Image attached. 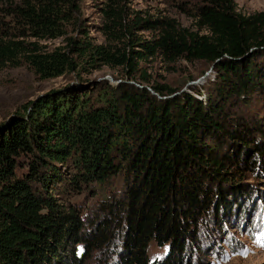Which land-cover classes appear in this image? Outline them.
Wrapping results in <instances>:
<instances>
[{
	"label": "trees",
	"instance_id": "16d2710c",
	"mask_svg": "<svg viewBox=\"0 0 264 264\" xmlns=\"http://www.w3.org/2000/svg\"><path fill=\"white\" fill-rule=\"evenodd\" d=\"M201 1L191 32L168 19L138 17L130 26L121 0H109L103 32L120 43L129 35V50L94 46L88 35L47 50L41 42L67 36L75 0L0 9V70L27 66L52 80L82 60L132 76L163 56L211 64L218 75L206 101L123 83L73 86L22 105L0 125V264H93L99 256L102 264H191L202 227L230 215L242 176L264 168V120L244 111L253 98L264 103V12L244 16L233 0ZM134 30L154 35L132 42ZM61 166L70 173L60 177ZM120 174L121 193L96 214L82 217L65 203L93 184L107 190ZM153 241L169 246L162 260L149 258Z\"/></svg>",
	"mask_w": 264,
	"mask_h": 264
},
{
	"label": "rangeland",
	"instance_id": "374dc122",
	"mask_svg": "<svg viewBox=\"0 0 264 264\" xmlns=\"http://www.w3.org/2000/svg\"><path fill=\"white\" fill-rule=\"evenodd\" d=\"M18 0H0V9L9 2ZM80 7L79 11L73 15V20L68 24L67 36L58 40H47L41 42L47 50H54L57 47L66 48L67 38L85 39L88 35L94 46L119 48L120 50L130 48L129 35L119 40L108 39L103 32L105 17L102 12L109 0H75ZM236 11L244 16L254 15L264 12V0H233ZM201 0H121L120 6L123 9L126 22L129 23L136 18L148 19H168L182 29L197 32L199 29L194 21L196 6L201 4ZM136 38L145 41L151 40L154 35L148 31L134 30ZM202 34H207L202 31ZM86 40V39H85ZM139 48L136 47V50ZM76 58V55H74ZM78 59V58H77ZM76 59V60H77ZM80 67L65 76L52 79L41 80L27 66L17 68H4L0 70V125L8 122L16 116L18 109L31 101H37L47 94L59 92L73 86H82L96 90L106 84L117 88L121 84H133L139 88L147 87L151 89L153 85H161L177 89L179 92H190L196 98L206 101L209 92H213L214 83L218 80L217 71L211 64L204 62L190 63L184 59L176 62H168L163 56L149 59L140 63L142 72L128 76L122 67H110L98 62L90 66L82 60H77ZM147 75L150 83H143L142 75ZM98 88V89H99ZM198 91L203 92V96L198 95ZM151 92V91H150ZM153 93V92H152ZM197 93V94H196ZM207 95V96H206ZM248 111L252 114L249 119L256 117L264 120V103L252 99ZM62 177L68 175L70 170L65 166L60 167ZM258 173H247L241 182L245 188L238 196L230 198L232 212L220 224L204 225L199 234V246L193 252L188 251L191 256V264H264V168L261 166ZM64 175V176H66ZM238 179V178H237ZM124 185L123 176L117 175L109 187L100 189L93 184L85 188L81 193L72 191L65 196V203L84 216L93 213L106 201L111 200L115 195L121 193ZM58 190V188H57ZM70 192V191H69ZM54 194L60 196L55 190ZM251 196V201H247V196ZM239 196L243 198H239ZM62 197V196H61ZM244 199V200H243ZM248 199V198H247ZM218 230V231H217ZM169 246H159L156 242H151L148 250L149 258L152 262L162 260L166 257ZM82 252L81 249H79ZM101 256L95 259L93 264H102Z\"/></svg>",
	"mask_w": 264,
	"mask_h": 264
}]
</instances>
